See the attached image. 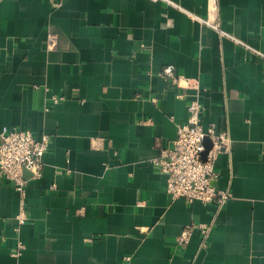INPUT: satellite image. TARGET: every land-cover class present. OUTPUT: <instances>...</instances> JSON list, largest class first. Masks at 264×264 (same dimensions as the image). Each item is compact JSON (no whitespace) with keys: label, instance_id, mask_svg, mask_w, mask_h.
Instances as JSON below:
<instances>
[{"label":"crops","instance_id":"0c3cea01","mask_svg":"<svg viewBox=\"0 0 264 264\" xmlns=\"http://www.w3.org/2000/svg\"><path fill=\"white\" fill-rule=\"evenodd\" d=\"M214 14L228 34L199 19ZM196 96L203 124L229 130L221 208L173 199L155 163ZM4 126L51 141L21 226L0 176V264H264V0H0ZM198 222L207 244L197 229L179 246Z\"/></svg>","mask_w":264,"mask_h":264},{"label":"built area","instance_id":"2783aa9c","mask_svg":"<svg viewBox=\"0 0 264 264\" xmlns=\"http://www.w3.org/2000/svg\"><path fill=\"white\" fill-rule=\"evenodd\" d=\"M216 15V16H215ZM199 19L210 26L222 31L219 15ZM57 41L54 34L48 37V46L52 47ZM164 74L182 87L198 88V81L176 73L174 66L168 64L163 69ZM179 96H182L179 94ZM63 96L53 95L51 101L58 103ZM156 100V98H153ZM204 105L199 97H190L187 104L188 118L177 122L176 138L163 147L155 159L159 169L166 175V190L173 199H184L192 203L200 200L205 203H215L218 208L232 196L229 189H221L215 185L219 177L216 168V159L219 152L227 148L230 141L228 128L218 130L212 122L204 125L202 113ZM210 138L212 146L206 149L205 140ZM51 136L43 133L37 138L32 130L20 126H4L0 138V176L11 180L20 194V211L16 215L19 226L28 220L27 186L31 181L41 177L43 169V156L49 146ZM29 173V175L26 174ZM212 222H198L183 228L177 236V243L185 247L195 230H199L202 245L207 244V237L212 229ZM24 247L19 241L14 255L18 256ZM189 264V263H185Z\"/></svg>","mask_w":264,"mask_h":264},{"label":"water","instance_id":"95a60500","mask_svg":"<svg viewBox=\"0 0 264 264\" xmlns=\"http://www.w3.org/2000/svg\"><path fill=\"white\" fill-rule=\"evenodd\" d=\"M211 146H212V144H210V145L207 147V150H208ZM207 150H206V151H207Z\"/></svg>","mask_w":264,"mask_h":264}]
</instances>
